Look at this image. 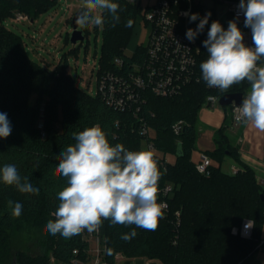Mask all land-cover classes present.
<instances>
[{
  "label": "trees",
  "instance_id": "trees-1",
  "mask_svg": "<svg viewBox=\"0 0 264 264\" xmlns=\"http://www.w3.org/2000/svg\"><path fill=\"white\" fill-rule=\"evenodd\" d=\"M57 2L0 0V112L7 113L12 125L11 135L0 138V167L15 164L21 176H27L33 186L40 189L38 195L22 194L14 186L0 182V264H51V258L71 264L75 249L79 250L78 256L85 257L89 242L83 240V232L65 239L46 231L48 220L53 219L50 214L56 208L53 203L56 193L66 185L63 177L55 175L56 157L75 142L72 132L99 125L111 144L122 143L129 150H143L144 139L136 131L139 119L133 112L116 111L98 95L91 97L78 89L66 70L57 75L34 61L28 55L22 36L6 28L5 21L18 13L27 15L33 22ZM115 2L122 9L118 13L120 21L113 26L111 18L104 13L108 22L104 24V55L98 75L107 70L120 72L114 60L121 56L124 57L123 70L127 71L144 53L142 46L135 48L131 58L125 53L132 43L137 22L143 19V9L124 0ZM198 12L203 18L202 11ZM129 21L131 26H127ZM190 23L191 29H195L199 19ZM210 25L208 20L197 36L201 50L199 64L207 59V49L202 42L207 39ZM60 63L63 68L67 66L66 55ZM249 87L245 81L222 93L195 81L175 97L161 98L145 93L143 115L153 131L158 152L155 158L163 173L159 185H174L166 198L170 210L160 219L155 231L136 228L137 235L131 241L121 240L120 236L135 226H112L105 221L98 236L107 262L114 264L117 254L121 253L128 258L156 259L162 264H248L253 255L264 251V243L259 247L264 225L261 199L264 189L256 171L246 164L241 163L236 173L222 171L218 163L226 156H234L240 162L224 135L225 127L216 133V149L206 152L212 161L210 174L200 173L192 161L197 141V115L209 94L223 97L227 93L243 92L246 95ZM181 120L186 125L182 133L175 136L172 127ZM179 146L182 157L178 154ZM169 156H174V161H170ZM9 200L22 203L19 217L12 216ZM244 219L254 221L251 239L232 233ZM27 232L35 239L34 244L44 247L50 256L32 258L26 250L13 247V235ZM108 249L112 250L111 254Z\"/></svg>",
  "mask_w": 264,
  "mask_h": 264
},
{
  "label": "clouds",
  "instance_id": "clouds-1",
  "mask_svg": "<svg viewBox=\"0 0 264 264\" xmlns=\"http://www.w3.org/2000/svg\"><path fill=\"white\" fill-rule=\"evenodd\" d=\"M238 9L244 15V27L251 29L252 46L245 44L236 19L228 22L226 30L219 21H213L202 42L208 55L199 65L201 78L208 88L222 93L247 81L250 90L236 108V119L264 132V0H239ZM121 10L115 0H83L75 25L78 29L100 27L108 22L104 15L107 13L115 26ZM210 16V12L203 18L198 13L190 15V22L199 19L195 29L186 31L190 42L203 32ZM127 26H131V21ZM11 133L7 113L0 112V138L6 139ZM71 136L75 142L56 157L55 175L63 177L66 185L56 193V208L50 214L53 219L48 220L46 231L71 239L85 230L98 231L105 221L112 226H135L121 234L124 241L136 237V228L155 231L167 204L158 199L163 173L154 151H132L122 143L113 145L99 125L74 131ZM0 182L14 186L22 194L38 195L40 191L27 176H21L15 164L0 167ZM8 205L12 216L22 214V203L9 200ZM253 225V221H248L245 229ZM111 251L108 249L109 254Z\"/></svg>",
  "mask_w": 264,
  "mask_h": 264
},
{
  "label": "built area",
  "instance_id": "built-area-1",
  "mask_svg": "<svg viewBox=\"0 0 264 264\" xmlns=\"http://www.w3.org/2000/svg\"><path fill=\"white\" fill-rule=\"evenodd\" d=\"M129 4L139 5L143 9V20L150 25L149 41L144 48V53L131 64V69L123 70L124 57L121 56L114 60V64L119 67L120 72L107 70L98 75L97 95L110 107L116 111H131L139 119L136 131L144 139L143 150L152 149L158 153L153 140V131L143 115V107L147 98L145 93L150 92L157 97H175L180 95L182 90L193 84L195 81L204 82L201 78L199 68V55L201 50L198 46V40L190 42L186 38V31L189 29L190 15L202 11L203 16L211 13L209 19L216 17L211 8L202 4L203 0H124ZM222 1V0H221ZM227 7L217 16V21L226 30L228 22L236 19L238 27L244 34V42L252 46V33L250 28L244 27V15L239 12V0H224ZM189 15H185V13ZM239 12V15H238ZM227 14L226 21L221 22L220 18ZM16 21L29 20L30 18L22 13H18ZM177 41L179 44H177ZM127 57H133L128 55ZM205 83V82H204ZM206 84V83H205ZM213 92H220L216 88H208ZM247 95V94H246ZM245 95V96H246ZM212 97V99H210ZM221 97L217 94H209L203 106L215 108ZM232 119L235 123H242L236 119L238 113L237 106L232 104ZM186 122L183 120L175 122L172 127L175 136H179L184 129ZM42 127V124H40ZM197 170L205 175L210 174L212 161L207 153H200L199 161L196 163ZM238 168L233 169L236 173ZM174 190L172 183L164 187L159 185L158 199L167 204L164 217L168 215L169 203L167 197ZM179 216V212H177ZM251 219H244L240 227H234L232 233L240 235L242 238H253V227L245 229V224ZM254 222V221H253ZM99 231L89 233L83 232V240L89 242V248L85 257H80L79 250H73L74 258L71 264H110L103 255V245L99 240ZM92 242L96 243L93 248ZM264 240H261L259 247Z\"/></svg>",
  "mask_w": 264,
  "mask_h": 264
},
{
  "label": "rangeland",
  "instance_id": "rangeland-1",
  "mask_svg": "<svg viewBox=\"0 0 264 264\" xmlns=\"http://www.w3.org/2000/svg\"><path fill=\"white\" fill-rule=\"evenodd\" d=\"M83 0H58L57 4L49 9L46 13L41 14L33 22L29 20L16 21L14 18H9L5 21L6 28L10 31L21 35L29 57L34 61L41 63L48 70L60 75L66 70L72 77L73 84L79 89L87 92L91 97L97 96L98 91V74L100 72V63L103 59L104 25L87 29L84 34L85 39L82 42L74 45L70 41L73 32L71 24L73 16L79 10L82 11ZM202 4L207 8H211L216 17L209 19L212 23L217 21V16L220 15L227 5L221 0H203ZM200 12H198L199 14ZM99 14V13H98ZM200 15V14H199ZM227 14H224L220 20L226 21ZM137 27L133 36L132 43L125 50V53L132 55L137 46L146 47L149 41L150 25L140 19L137 22ZM191 28V23H189ZM85 30V29H81ZM66 55L68 64L65 68L60 63L63 56ZM250 90V87L248 88ZM248 93V92H247ZM232 105L221 106L216 103L215 108L203 106L197 115L196 120V149L192 153V161L196 164L199 161L201 152H211L216 149L217 131L213 130L219 127L222 123V111L226 110L229 116L232 117ZM212 109V110H211ZM214 111V112H213ZM174 156H169L170 161H174ZM234 156H226L220 163L224 173H232L237 167ZM264 189V182L261 183ZM261 237L264 240V225L261 230ZM35 239H31L30 233H16L12 238V245L16 249H23L32 258L46 254L50 256V252L44 247L40 248L34 244ZM93 248L96 243L92 242ZM137 264H162L160 261L150 263L146 258L139 260ZM51 264H64L56 262L51 258ZM251 264H264V251H259L253 258Z\"/></svg>",
  "mask_w": 264,
  "mask_h": 264
},
{
  "label": "crops",
  "instance_id": "crops-1",
  "mask_svg": "<svg viewBox=\"0 0 264 264\" xmlns=\"http://www.w3.org/2000/svg\"><path fill=\"white\" fill-rule=\"evenodd\" d=\"M222 1L225 3L224 0ZM226 112H227L226 110L222 111V119H221L222 123L219 124L218 128L213 130L218 131L222 127H225L224 135H227L230 144L236 150V157H238L240 161V162L237 161L234 162L235 165H237V167L235 168H239L241 163L246 164L249 167H251L254 171H256V175L259 178L260 182L261 183L264 182V132L256 130L251 125L246 126L243 123H239V124L235 123L231 115H230L231 121L229 123L228 120L229 116L227 115ZM255 255H253L250 258L248 264H251L252 258ZM144 258L149 260L150 263L152 262V260L159 261L156 259H150L148 257H144ZM144 258H139V257L128 258L124 254L119 253L117 254L114 264H137V263H141L139 260ZM145 264H148V262L147 263L145 262Z\"/></svg>",
  "mask_w": 264,
  "mask_h": 264
},
{
  "label": "water",
  "instance_id": "water-1",
  "mask_svg": "<svg viewBox=\"0 0 264 264\" xmlns=\"http://www.w3.org/2000/svg\"><path fill=\"white\" fill-rule=\"evenodd\" d=\"M79 12H81V10L76 12V14L73 16L72 21H71V24L73 26V32L71 34L70 41L74 45H77V43L82 42L85 39L83 30L78 29L77 26L75 25V17H76V15L79 14ZM244 96L245 95H244L243 92L227 93V94H224L223 97L220 98L219 104L221 106H223V107L224 106H228V105H232V104H234L235 106H238L239 104L242 103V99H243ZM178 151H179V153H178L179 156L182 157L183 153L181 151V147L180 146L178 148ZM227 153H229V152H227ZM261 199H262V201H264V194L261 195Z\"/></svg>",
  "mask_w": 264,
  "mask_h": 264
}]
</instances>
